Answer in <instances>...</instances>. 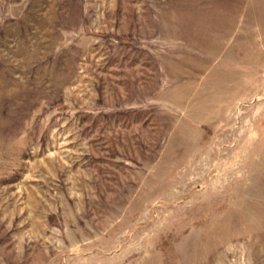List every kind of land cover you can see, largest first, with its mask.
Returning <instances> with one entry per match:
<instances>
[{
	"label": "rangeland",
	"instance_id": "rangeland-1",
	"mask_svg": "<svg viewBox=\"0 0 264 264\" xmlns=\"http://www.w3.org/2000/svg\"><path fill=\"white\" fill-rule=\"evenodd\" d=\"M0 264H264V0H0Z\"/></svg>",
	"mask_w": 264,
	"mask_h": 264
}]
</instances>
